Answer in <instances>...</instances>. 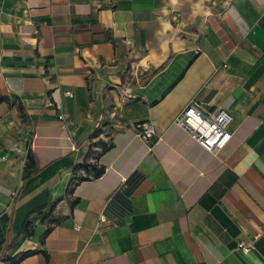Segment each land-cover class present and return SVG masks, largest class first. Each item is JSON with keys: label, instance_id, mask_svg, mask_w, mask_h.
Listing matches in <instances>:
<instances>
[{"label": "crops", "instance_id": "crops-1", "mask_svg": "<svg viewBox=\"0 0 264 264\" xmlns=\"http://www.w3.org/2000/svg\"><path fill=\"white\" fill-rule=\"evenodd\" d=\"M0 96L15 264H264V0H0ZM191 101L231 118L214 155Z\"/></svg>", "mask_w": 264, "mask_h": 264}, {"label": "built area", "instance_id": "built-area-1", "mask_svg": "<svg viewBox=\"0 0 264 264\" xmlns=\"http://www.w3.org/2000/svg\"><path fill=\"white\" fill-rule=\"evenodd\" d=\"M62 121V115L57 116ZM230 116L221 109L206 111L196 101L187 103L174 118L172 125L184 130L190 139L203 152L214 155L222 150L230 140L229 124ZM136 136L144 144L155 136L151 123L135 125ZM264 235V231L262 232ZM237 249L242 253H248L249 246L237 244Z\"/></svg>", "mask_w": 264, "mask_h": 264}, {"label": "trees", "instance_id": "trees-1", "mask_svg": "<svg viewBox=\"0 0 264 264\" xmlns=\"http://www.w3.org/2000/svg\"><path fill=\"white\" fill-rule=\"evenodd\" d=\"M4 98L0 96V102L3 101ZM112 148V143L111 142H107V143H103L101 144L100 146V152H97L96 155H95V161L98 162L99 158L104 154L106 153L107 151H109L110 149ZM91 172H89L91 174V179H97L101 176V174L103 173L104 171V168L102 166H99L97 169H95L94 167L91 168ZM29 174H25V178L28 177ZM42 210H37L33 213V215H38V214H41ZM32 215V214H31ZM31 215L27 216L26 219L24 220L23 224H22V227L20 229V231L18 232L17 235H15L12 240L10 241V243L7 245V249H6V253H1L0 254V262H10V264H15L17 263L18 260H15L13 258H10L9 256V253L10 251L12 250V248L14 247V244L16 242V240L21 237L22 235H25V234H29L30 233V230H29V227H30V217ZM2 220L8 222L9 221V218L7 216H2ZM10 235L11 233L9 232L8 228L6 229V231L4 232V235ZM12 235V234H11ZM4 239L0 242V245L3 243ZM35 252H25L23 254H21V258H25L29 255H32L34 254Z\"/></svg>", "mask_w": 264, "mask_h": 264}, {"label": "clouds", "instance_id": "clouds-1", "mask_svg": "<svg viewBox=\"0 0 264 264\" xmlns=\"http://www.w3.org/2000/svg\"><path fill=\"white\" fill-rule=\"evenodd\" d=\"M141 141V140H140Z\"/></svg>", "mask_w": 264, "mask_h": 264}]
</instances>
